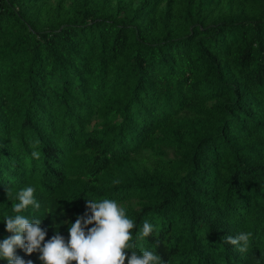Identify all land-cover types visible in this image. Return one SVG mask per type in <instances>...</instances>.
Returning <instances> with one entry per match:
<instances>
[{"label":"trees","instance_id":"trees-1","mask_svg":"<svg viewBox=\"0 0 264 264\" xmlns=\"http://www.w3.org/2000/svg\"><path fill=\"white\" fill-rule=\"evenodd\" d=\"M27 185L45 240L108 197L164 264H264V0H0V212Z\"/></svg>","mask_w":264,"mask_h":264},{"label":"clouds","instance_id":"clouds-1","mask_svg":"<svg viewBox=\"0 0 264 264\" xmlns=\"http://www.w3.org/2000/svg\"><path fill=\"white\" fill-rule=\"evenodd\" d=\"M39 155V151L32 152L33 157ZM35 192L31 185L20 188L15 195L12 214L0 212V223L10 233L0 240V261L33 264L31 259L25 260L16 254L20 249L26 255L38 253L41 264H125L126 257L127 264H164L156 252V245L146 240L155 235L156 226L144 220L138 230L131 231L136 229L135 220L126 214L123 204L108 197L84 199V214L77 215L74 222L65 221L67 238L57 230L45 240L47 229L41 227L43 218L25 214L29 208L33 212L41 208ZM251 237V232L242 231L224 237V241L243 253L248 251ZM146 244L152 247H145Z\"/></svg>","mask_w":264,"mask_h":264}]
</instances>
